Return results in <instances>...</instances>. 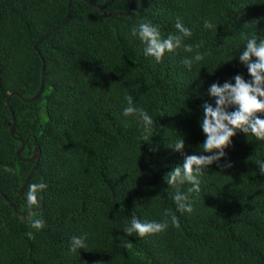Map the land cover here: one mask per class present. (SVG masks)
<instances>
[{"label": "trees", "instance_id": "1", "mask_svg": "<svg viewBox=\"0 0 264 264\" xmlns=\"http://www.w3.org/2000/svg\"><path fill=\"white\" fill-rule=\"evenodd\" d=\"M88 1L122 15L104 19L71 0L66 24L37 45L45 64L41 95L33 103L9 99L14 135L25 144L20 157L41 152L23 193L31 183L47 184L36 212L45 227L37 231L4 199L26 210L18 192L33 166L16 157L6 99L38 91L42 62L33 46L63 22L68 0H0V264H264V174L257 168L264 141L237 132L225 157L199 177L190 213L176 210V189L164 179L184 156L202 154V105L215 107L211 85L234 84L237 74L251 79L239 57L247 38H264V0H132L131 10L129 0ZM177 17L192 33L183 42L194 52L146 57L132 27L149 20L166 38ZM196 45L204 60L189 70L182 61ZM126 93L155 121L146 141L142 122L123 115ZM181 137L182 153L170 148ZM166 210L178 228L168 217L159 234L125 233L133 215L162 222ZM84 234L86 247L71 251L72 237Z\"/></svg>", "mask_w": 264, "mask_h": 264}, {"label": "clouds", "instance_id": "2", "mask_svg": "<svg viewBox=\"0 0 264 264\" xmlns=\"http://www.w3.org/2000/svg\"><path fill=\"white\" fill-rule=\"evenodd\" d=\"M205 28H213L211 22L206 21ZM175 32L170 33L166 38L161 36L158 26L151 21L142 19L131 29L133 36L138 37L145 45L144 54L155 58L160 62L166 53H173L177 49L183 48L186 53H193L192 45L184 44V38L192 35L189 28L185 27L182 20L177 17ZM200 45L195 46V53L185 57L182 63L189 70L194 64L204 60V54L199 51ZM240 62L247 67L250 80L245 81L242 75L237 74L234 77L235 83L225 82L223 86L214 83L209 88V95L215 100V107L209 103H204L203 116L200 127L206 139L200 147L202 154H191L184 156L183 164L177 165L165 176V182L169 187L176 191L172 194L173 201L178 212H191L192 206L190 197L192 193L200 192L199 177L204 174L205 169L214 163H218L225 157V150L232 145V139L241 132L246 136L251 134L259 141H264V38L252 36L246 39L242 54L239 57ZM125 106L123 115L125 117L135 116L143 124L144 135L142 140H147L152 126L155 123L149 113L138 108L133 103V97L129 94L124 95ZM234 109V110H229ZM185 147L184 139H178L172 147L176 152H183ZM206 154V155H205ZM231 166V165H227ZM257 168L261 174H264V162H257ZM5 173L15 175L14 168L4 167ZM191 187L186 192H181L180 187L185 184ZM47 188V184L31 183L28 185L26 197V217L32 229L37 231L45 227V221L34 211L38 206L40 193ZM165 219L162 222L141 221L135 215L131 217L130 224L125 226V233L128 236L136 234L140 238L159 234L171 225L179 227L178 217L170 210L164 213ZM29 239L34 238L32 231L27 232ZM87 234L80 237L73 236L71 240V251L86 247ZM131 242L127 247H131Z\"/></svg>", "mask_w": 264, "mask_h": 264}, {"label": "water", "instance_id": "3", "mask_svg": "<svg viewBox=\"0 0 264 264\" xmlns=\"http://www.w3.org/2000/svg\"><path fill=\"white\" fill-rule=\"evenodd\" d=\"M85 3H87L88 5H91L93 6L95 9H97L99 11V13L101 14V16L104 18V19H108V18H111V17H117V16H121L122 14L120 13H115V14H106L105 11L101 8V7H97L96 5L92 4L91 2H89L88 0H81ZM70 4H71V0H68V12H67V15L65 17V19L63 20V22L58 25L57 27H55L53 30H51L49 33L45 34L34 46H33V49L34 51H36L41 59V62H42V67H41V82H40V87L38 89V91L36 92V94L33 96V97H30V98H26V97H23L20 93L18 92H15V93H12L10 94V96L6 99V105L8 107V110L10 112V115H11V123L9 124V132H10V136L11 138L18 142L20 144L19 148L17 149L16 151V157L18 159V161L22 162V163H33V166L30 170V172L27 174L22 186L20 187L19 189V197H21L22 201L24 203H26V197L23 196V193H24V190L29 182V180L31 179L32 175L34 174V172L37 170V167H38V163H39V160H40V156H41V152L38 148H36L32 154L31 157H28V158H21L20 157V154L23 152L24 150V147H25V144H24V141L19 138V137H16L14 135V130H15V125H16V120H15V117H14V114L12 112V109L9 105V99L11 98V96H15L17 97L18 99H20L22 102L24 103H33L35 102L39 96L41 95L42 93V89H43V83H44V69H45V64H44V59L42 57V55L38 52L37 50V45L40 44L43 40H45L49 35H51L52 33L56 32L57 30L61 29L67 22L68 20V17H69V8H70ZM131 7H132V0H129V9L131 10ZM129 14L126 13L125 16H127ZM5 201L7 202L8 206L12 209L13 213L19 217L20 219H25L26 216L28 215V212L27 210H24V211H20L19 210V207L17 204H11L9 203V201L4 198ZM38 204H40L39 208L37 209H34V211H42L43 208H44V204H43V199L40 198L39 201H38Z\"/></svg>", "mask_w": 264, "mask_h": 264}]
</instances>
